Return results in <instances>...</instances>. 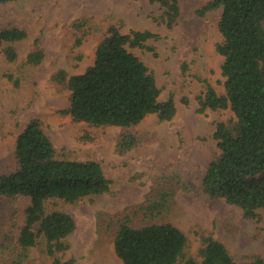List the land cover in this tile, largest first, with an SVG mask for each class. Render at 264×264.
<instances>
[{"label":"rangeland","instance_id":"1","mask_svg":"<svg viewBox=\"0 0 264 264\" xmlns=\"http://www.w3.org/2000/svg\"><path fill=\"white\" fill-rule=\"evenodd\" d=\"M208 1L178 0L179 15L171 27L160 20L158 3L150 0L0 3V28L17 26L26 31L24 38L0 46V174L17 167L16 137L30 119L37 118L58 158L96 160L111 180L102 194L74 202L45 200L46 212L62 210L75 221L74 230L65 237L68 249L58 254L62 259L73 258L77 264H123L115 254L113 237L124 221L133 227L171 222L186 235V255L197 260L201 237L206 235L223 242L239 264H249L254 254L264 258V209L246 217L240 207L211 198L202 188L209 163L220 154L213 138L215 126L232 116L228 109L199 110L197 96L206 83L224 92L223 56L215 48L222 39L217 26L221 8L200 13ZM110 25L123 33L148 29L157 34L146 41L151 49H128L153 72L160 89L158 99L172 95L175 113L170 119L160 120L150 113L126 130L74 121L60 112L69 105L70 91L52 75L60 69L68 75L83 72L93 63L95 48ZM78 37H82L79 44ZM7 44L17 53L12 61L2 52ZM35 46L44 56L31 65L26 55ZM127 131L137 142L121 152L118 141ZM173 185L176 191L168 206L151 208L150 202ZM28 204L29 198L23 195L0 197L1 262L10 257ZM52 261L46 240L39 235L24 264Z\"/></svg>","mask_w":264,"mask_h":264},{"label":"trees","instance_id":"2","mask_svg":"<svg viewBox=\"0 0 264 264\" xmlns=\"http://www.w3.org/2000/svg\"><path fill=\"white\" fill-rule=\"evenodd\" d=\"M8 1L13 0L0 3ZM150 1L158 3L160 20L171 27L179 15L178 0ZM219 7L217 26L222 39L215 48L223 56L224 92L218 93L206 83L197 97L200 111L228 109L232 116L215 126L213 138L220 154L209 163L201 183L209 197L222 198L240 207L246 217H255L258 208L264 209V0H209L199 12ZM25 36L26 31L17 26L0 28V46ZM156 36L148 29L123 33L110 25L95 48L93 63L83 72L68 75L60 69L52 75L70 91L69 105L60 112L74 121L126 130L150 113H156L160 120L170 119L175 113L172 95L158 99L160 89L153 72L128 49H151L146 41ZM81 40L78 37L76 43ZM2 52L10 61L17 56L11 44L3 46ZM43 56V50L35 46L27 53L26 62L38 64ZM136 142L132 132H124L118 150L122 152ZM14 154L17 167L0 174V197L23 195L29 204L17 240L8 247L10 257L0 264H24L39 235L46 240L53 264H77L73 258L58 255L69 247L65 237L75 228L73 217L62 210L46 212L44 202L50 198L74 202L102 194L109 190L111 180L96 160L58 158L37 118L30 119L17 135ZM175 191L174 185L162 190L150 207L166 208ZM201 240L197 260L186 255V235L171 222L133 227L124 221L114 234L113 247L123 264H239L223 242L211 235ZM249 264H264V258L254 254Z\"/></svg>","mask_w":264,"mask_h":264}]
</instances>
